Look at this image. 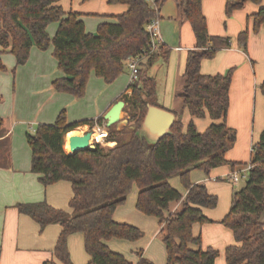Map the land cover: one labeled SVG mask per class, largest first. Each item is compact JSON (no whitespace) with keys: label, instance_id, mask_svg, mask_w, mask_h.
Instances as JSON below:
<instances>
[{"label":"trees","instance_id":"trees-1","mask_svg":"<svg viewBox=\"0 0 264 264\" xmlns=\"http://www.w3.org/2000/svg\"><path fill=\"white\" fill-rule=\"evenodd\" d=\"M61 0H0V71L6 70L1 59L4 52L13 54L17 65H24L32 47L47 50L53 45L58 68L64 73L55 79L53 88L75 98L85 96L92 71L97 77L112 84L125 72L130 58L143 56L149 51L150 36L146 24L159 17L165 0H156L153 10L148 0H109L110 4H125L126 12L116 16V23H101L97 31L87 33L80 14L66 11ZM183 16L192 25L197 46L187 54L184 88L180 95L183 104L194 118L207 114L212 120L204 132H199L194 121L184 130L176 120L171 134L150 145L136 135L153 105L156 81L146 70H140L139 81L129 84L131 95H123L129 107V123L134 125L132 135L122 140L123 131L104 126V118L68 123L66 110H62L53 124H37L26 132L31 149V170L39 182L48 186L59 181L71 183L73 197L69 206L72 213L57 209L46 201L18 204L20 213L30 216L42 228L59 224L61 232L53 254L55 259L43 264H73L68 249V237L80 233L84 236L85 250L90 256L88 264H133L124 254L113 251L107 241L112 239L133 241L142 236L138 227L114 220L116 209L124 205L134 187H137L135 207L138 212L159 218L160 235L164 242L166 264H215L218 251L201 246V237L193 234L195 223L211 222L203 209L217 206V196L210 194L204 184H192V169L206 172L213 168L237 164L226 158L235 144L237 135L225 123L229 110L231 72L225 75L201 73L203 59H211L224 48H230L232 38L211 36L202 10V0H176ZM247 3L259 5L251 15L253 32L264 29V0H227L225 13L229 17ZM58 23L53 38L47 28ZM248 29L237 36L238 45L247 49ZM165 59L168 52L161 48ZM156 55L147 59L151 65ZM264 95V82L260 86ZM97 124L107 130L106 142L115 145L104 148L97 143L95 149L76 153L64 150L67 133L79 126ZM0 118V165L10 167V140L5 137ZM250 169L245 186L233 193L229 213L221 221L230 228L236 243L226 248L227 264H264V130L253 145ZM178 175L184 183L186 195L173 188L169 179ZM172 202L180 203L176 212L169 210ZM168 211V215L165 212ZM197 246V249L192 248ZM136 264H153L141 258Z\"/></svg>","mask_w":264,"mask_h":264},{"label":"crops","instance_id":"crops-1","mask_svg":"<svg viewBox=\"0 0 264 264\" xmlns=\"http://www.w3.org/2000/svg\"><path fill=\"white\" fill-rule=\"evenodd\" d=\"M226 1L202 0V10L207 20L209 34L230 37L232 45L230 48L220 49L211 59H203L201 73L225 75L231 72L229 110L225 123L228 127L236 129L238 138L226 153V158L237 165L233 167L231 164H225L208 172L197 168L190 171L191 183L204 184L210 194L214 192L208 188H214L216 180H229L234 171H244L247 168L240 167L236 159L239 157V149L237 150L239 139L242 138L241 141L245 145L250 144L251 151L264 130V95L260 89L264 82V29L262 27L254 33L251 17L259 5L247 3L228 17L225 13ZM61 5L66 11L80 14L79 19L83 21L87 33L96 32L101 23H116V16L128 9L125 4H110L109 0H61ZM159 19L160 32L166 48L164 53L168 52L165 60L169 63V74L164 81H160L158 75L153 77L156 81V94L152 102L156 107L174 113L176 120L181 121V114L184 111L189 113L180 97L184 88L186 59L188 52L196 48L197 41L191 23L183 16L176 0H165L162 3ZM57 29L58 23H51L48 26L47 31L51 38L55 36ZM246 29L249 31V40L247 49L244 50L238 45L237 36ZM53 50V45L47 50L32 47L29 59L24 65H17L15 56L7 51L1 55L6 70L0 71V118L6 130L5 137L10 140L11 166L0 165V264H43L45 261L55 259L53 251L61 226L53 223L42 228L30 216L20 213L17 209L18 204L46 201L57 209L72 213L69 206L73 197L71 183L59 181L44 186L39 182L38 175L32 172V153L26 140L29 128L37 124H53L62 110H66L68 123L104 118L116 102L124 100L122 98L124 94L130 96L132 92L128 88L130 84L128 68L125 70L127 72L121 74L112 84H106L104 79L97 77L92 71L85 96L82 98L57 92L52 83L55 79L62 78L64 73L58 68ZM161 53L155 56L153 62L157 58V60L164 58ZM146 61L143 64H148ZM152 64L147 65L148 71ZM124 110L129 114L128 104ZM190 117L197 130L202 132L206 124L210 125L212 122L208 114L203 118H194L191 114ZM123 122L128 121L123 120L115 126ZM99 128L101 131V127ZM88 129H91L89 125H83L73 131L76 135H81ZM137 192L135 190L128 196L126 204L119 206L113 217L115 221L123 223L132 217L134 220L132 224L142 229L144 227L139 223L140 216L135 207ZM186 193L187 190L183 195ZM177 206L176 209L172 208L171 212L180 210V203ZM206 209H203L204 214ZM261 220L263 221L262 217ZM204 226L206 227L201 226L198 234H203ZM159 232L160 228L154 229L143 250L145 258L148 257L153 264H157V259L151 248L161 236ZM194 235L200 236L197 233ZM128 243L130 241L117 239L107 241V245L113 251L122 252L126 258L128 251L124 250V247L129 246ZM68 249L73 264H88L90 256L85 250L82 234L75 233L68 237ZM132 263L136 264L137 261ZM161 264H165L162 258Z\"/></svg>","mask_w":264,"mask_h":264},{"label":"rangeland","instance_id":"rangeland-1","mask_svg":"<svg viewBox=\"0 0 264 264\" xmlns=\"http://www.w3.org/2000/svg\"><path fill=\"white\" fill-rule=\"evenodd\" d=\"M60 3H61V1H60ZM157 59H155L151 68H149L150 73L148 71L147 64H143L145 62V60L141 64V68H142V70H146L147 73H149L152 77L155 78L156 75H158L159 80L164 81L169 74V63L165 60V58H160L159 60H157ZM174 98L178 100V98H176V97H174ZM180 104L182 105V101ZM124 116H125L124 120H127L128 122L127 123L123 122L121 125L115 126L114 129L117 131H123L121 139L126 141L132 135L134 125L132 123H129L128 118L130 116L125 110H124ZM180 119L183 123L184 130H185L188 122L191 119L190 113H188L187 111H184L183 114H181ZM187 119H189V120L187 121ZM207 125H209V124H206L203 132L208 128ZM101 129H103L107 132L106 129H104V128H101ZM232 129H234V128H232ZM88 130H90V129H88ZM98 131H99V129L97 130V132ZM234 131L236 132V129H234ZM97 132H95V133H97ZM199 132H202V131H199ZM236 135H237V133H236ZM237 138H238V135H237ZM239 140H240V142L237 145V150L239 149V153H238L239 157L236 159H237V161H239L238 163H239L240 167H242V166L245 167L250 162V155H251L250 144H248V145L243 144L241 141L242 138ZM64 141H65V139H64ZM97 141H99V140H97ZM97 141L93 140L90 143L97 144L96 143ZM110 143H113V145H111ZM99 144L104 146V148H109V147L114 146L115 142H106L105 139H103L102 141H99ZM64 150H65V148H64ZM67 153H70V152H67ZM223 166H225V165H223ZM219 167H221V166H219ZM246 181H247V178H242L237 183H234L233 181H230V180H223V179L216 180L215 181L216 183L213 184L214 188L211 187L208 189L210 191H213L214 192L213 194L217 196V200H218L217 206L213 209H206L205 210L206 211L205 215L208 217V219H210V220L212 219L211 222H207L204 224L195 223L193 225V233L194 234L197 233V235H200L198 233H199L201 226L203 227V225H206V227L204 226L205 231L203 232L202 235H200L201 236V246L204 249L211 247L214 250L218 251L219 255L216 259V264H227L226 258H225L226 248L230 245H233L236 242L232 230L230 228L226 227L225 225H223L221 223V221L229 213L230 208L232 206L233 193H234L233 189H236V190L242 189L245 186ZM169 182L173 188L177 189L180 192V194L183 195V192L186 191V187L178 175L171 177L169 179ZM133 190L138 191L137 187H134ZM133 190L130 194H132L134 192ZM129 204H130V200L128 199L127 205H129ZM171 204L172 205H171L170 211L172 210V208L176 209L178 207L177 202H172ZM138 214L140 216V217L138 216L140 218L139 223L141 225H143L142 227H144V228L141 229L139 226L132 224V221H134L132 217H130L129 220H127V222H124V223L132 224V225L138 227L139 229H141V232H142L141 237H139L136 240L130 241V243H128L130 245L127 247H124V250L128 251V253L126 255L127 260L130 261L131 263L135 262V261L139 262V260L141 258V252H143L144 246L146 245L149 237L154 232V229L158 230L160 228L158 217L147 216V215L142 214L140 212H138ZM165 215L166 216L168 215V211L165 212ZM137 219L138 218H136L135 222H137ZM262 219L264 221V213L262 215ZM151 250H153L154 254L156 255L157 264H161V258H162V262L165 261V264L167 263V253H166V248H165L164 242L162 240V236H159L157 238V241L155 242V244L153 245ZM116 252H118V251H116ZM143 258H145V255H143ZM146 259L150 260V259H148V257Z\"/></svg>","mask_w":264,"mask_h":264},{"label":"water","instance_id":"water-1","mask_svg":"<svg viewBox=\"0 0 264 264\" xmlns=\"http://www.w3.org/2000/svg\"><path fill=\"white\" fill-rule=\"evenodd\" d=\"M126 105L127 103L124 100H119L113 105L104 115L106 121L105 127L109 128L124 120V109ZM175 121L176 116L174 113L149 104L144 121L137 130L136 135L141 139H145L148 144L154 145L163 136L171 134V128ZM133 129L135 128L133 127ZM93 134V130H88L82 135L72 136L70 139L71 153L73 154L87 148L95 149L96 144L90 143Z\"/></svg>","mask_w":264,"mask_h":264},{"label":"built area","instance_id":"built-area-1","mask_svg":"<svg viewBox=\"0 0 264 264\" xmlns=\"http://www.w3.org/2000/svg\"><path fill=\"white\" fill-rule=\"evenodd\" d=\"M156 0H148L150 3V6L153 10H158V6L155 2ZM146 30L150 36V43H149V51L143 56H137L130 58L127 62V67L130 72V83H134L136 81H139V72L141 70V64L143 63L144 60H147L153 55H157L161 52V48L164 46V41L161 36L160 32V19L159 17H155L151 19L147 24H146ZM180 49V48H179ZM100 130L99 126L95 125L93 128L90 130L94 131L93 136L95 135V132L97 130ZM93 136L91 138V141H93ZM106 138V137H105ZM104 138V139H105ZM254 151L253 147L251 148V153ZM252 168V165L249 163L247 165V168L244 171H234L230 176L229 180L233 181L234 183H237L240 181L242 178H247L248 173L250 169Z\"/></svg>","mask_w":264,"mask_h":264},{"label":"bare ground","instance_id":"bare-ground-1","mask_svg":"<svg viewBox=\"0 0 264 264\" xmlns=\"http://www.w3.org/2000/svg\"><path fill=\"white\" fill-rule=\"evenodd\" d=\"M75 132L74 131H70L69 133H67L65 135V149L67 152H71V148H70V139L72 136H75ZM107 136V132L105 130L98 131L97 133H95V135L93 136V140H99L102 141L104 139V137ZM91 142V140H90ZM111 145H113V143H110Z\"/></svg>","mask_w":264,"mask_h":264}]
</instances>
